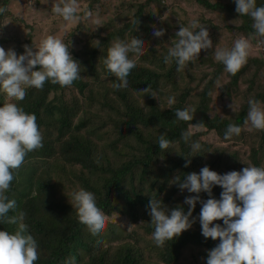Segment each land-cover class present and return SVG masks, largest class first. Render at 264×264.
Segmentation results:
<instances>
[{"label": "trees", "instance_id": "1", "mask_svg": "<svg viewBox=\"0 0 264 264\" xmlns=\"http://www.w3.org/2000/svg\"><path fill=\"white\" fill-rule=\"evenodd\" d=\"M187 1L198 3L210 13L211 16L205 17L190 13L195 21L207 28V31L211 28L226 27L237 36L236 39L244 37L250 39L253 46L262 45L259 55L253 59L249 56L247 64L236 75L226 72L225 66L212 58L214 51L202 50L197 59H200L210 72L200 79L199 84L202 85L206 81L207 83L194 108L185 106L190 95V87L181 93L178 103L169 109H161L156 104V98L148 96L150 93L140 91L150 86L156 94L164 92L162 85L168 86L164 82L171 80L175 71L168 67L169 63H164V58L155 68L143 65L147 60L145 54L134 57L137 58L136 67L131 71L127 82V86L134 93L145 94V105L130 101L128 95L123 92L116 103L115 101L111 104L106 103L109 113L100 117L96 112L88 115L84 104L79 110L76 105L71 106V103L66 101L68 89H77L84 95L93 85L100 84L98 80H92L97 76L96 63L101 61L106 68L104 60L108 49L117 38L124 42H130L134 37L140 39L136 30L144 10L155 3L165 5L164 0H143L133 19L121 28H113L114 20H108L106 26L98 31L99 37L102 33L107 35L87 51L88 59L83 63V68L80 67L81 78L74 81L71 86L62 87L46 81L43 89H27L23 101H12L18 103L26 113L35 114L43 137V146L26 155L24 163L14 173V179L6 193L10 200L16 201L15 211L10 210L8 216L24 212L23 223L27 226V234L32 235L37 242L39 258L34 264L147 263L148 252L144 248L149 246L147 243V246L141 245L143 238L147 237L154 244L155 253L159 254L164 264L182 260L184 249L187 247H205L210 251L218 244L210 238H205L199 229L196 231L194 228L185 231L175 240L167 241L164 247H158L152 235L154 226L151 224V217H144L146 216L144 213L148 212L151 196L162 199L169 209L182 206L187 212L189 206L175 199L180 189L175 184H170L175 183L171 181L173 177L180 175L183 179L184 175L189 173L199 174L201 168L205 166L220 175L242 171L249 165L264 167V130L255 129L254 134L247 140L245 136L244 121L247 118L249 104L238 111L233 121L209 114V93L214 89L220 75L225 73L229 78L230 86L224 88L229 90L238 86L243 73L253 64L258 72L264 68V58L262 59L264 43H258L264 38L255 36L253 21L249 16H239L234 0L230 4L211 3L209 0ZM10 2L11 0H0V7L7 9L0 14V47L4 49L9 40L4 34V22L8 16H12L8 13ZM96 2L98 0H92L91 4ZM92 5L86 11H89ZM257 6H264V0H257ZM133 7L131 5L132 9ZM226 20L230 22L223 24ZM188 24L185 21L182 25ZM32 42L30 35L23 44L32 47ZM130 58H133V54H130ZM171 63L176 69L175 60ZM257 74L254 72L252 76V86L255 85ZM186 79L179 76V84L187 83ZM191 81L193 82V79ZM251 93L252 99L260 101L261 107H264V87L258 92L253 90ZM5 98L6 94L0 91V107L6 102ZM94 102L95 100L93 104ZM185 108L195 109L193 121L184 122L176 119L175 111ZM201 122L206 126L198 133H193L189 142L185 143L181 139V133L188 130L190 123L195 125ZM230 124L240 126L242 131L240 135L225 140L224 134ZM211 132L219 139L221 146L214 144L209 146L202 141V138ZM161 134H166V138L174 142L166 151H161L158 145ZM237 139H240V143L234 150L236 146L234 142ZM195 141L201 144L197 151H193L191 147ZM228 143H233V146L225 147ZM186 158L191 160L187 167ZM161 160L163 164L160 163ZM76 182L81 189L95 195L97 206L107 217L118 214L125 216L134 225L142 222L146 228L145 233L142 235L130 233L122 240L115 239L118 236L111 237L114 230L112 223H109L104 232L93 235L86 225L79 222L75 208L67 203L65 197L59 200L57 196L59 191L64 196L62 194L64 191L58 189L62 187L65 189L66 184L71 185L69 191L73 193ZM222 191L220 186H214L212 197L203 192L198 195L205 201L209 198L219 200ZM199 207L202 208V205ZM200 210L196 205L192 218ZM141 213L143 217H140ZM196 225L193 223V226ZM17 228V224L0 223V231H8L10 234H14ZM140 236L142 241L139 239ZM115 240L120 242L114 247ZM85 258L88 261H85Z\"/></svg>", "mask_w": 264, "mask_h": 264}, {"label": "clouds", "instance_id": "2", "mask_svg": "<svg viewBox=\"0 0 264 264\" xmlns=\"http://www.w3.org/2000/svg\"><path fill=\"white\" fill-rule=\"evenodd\" d=\"M234 2L239 16L252 19L255 36L264 38V6H257V0ZM51 10L66 25L76 24L82 19L79 0H54ZM6 11V8L0 7V14ZM85 15L93 17L91 11H85ZM93 22L99 25L101 20L96 17ZM164 34V30L154 27L155 37ZM175 35L164 63L175 60L177 71H182L188 62L198 58L202 50L213 48L207 28L195 20L188 26L181 25ZM258 43H264V39ZM143 45L144 41L136 37L130 42L119 38L112 42L104 64L119 81L113 84L114 88L127 85L128 77L136 67L134 57L143 54ZM24 48L25 53L18 56L14 49L5 51L0 47V91L6 94L7 101H23L28 88L43 89L46 81L65 87L81 78V65L70 55L68 45L61 38L48 35L37 48L28 45ZM252 50L250 39L240 37L231 48L216 45L213 55L216 61L225 66L226 72L236 75L247 64ZM130 54H133V58H130ZM37 66L39 70H34ZM140 91L150 93L148 96L159 100L150 86ZM7 101L0 107V223L17 224L18 228L14 234L0 231V264H34L39 258L37 242L27 234V226L23 223L24 212L8 216L10 210L15 211L16 201L10 200L6 193L26 155L43 146V137L35 114H28L18 103ZM167 102L171 107L176 102L175 97H167ZM248 104L245 126L250 124L252 129L264 130V107H261V102L250 99ZM229 108L234 112L235 103L230 104ZM194 112L195 109L190 108L177 109L175 116L179 121L190 122L194 119ZM205 126L203 122L190 123L188 130L181 133V139L188 143L193 135L192 129H203ZM241 131L240 126L230 124L224 139L238 136ZM173 143L166 138V134H161L158 139L161 151L168 150ZM191 147L197 151L201 144L195 141ZM186 161L185 167L189 166L191 160L186 158ZM171 181L175 183L170 184H175L182 192L186 190L197 195L185 198L184 203L189 206L187 212L182 206L169 209L162 199L151 196L148 212L154 226L153 239L158 247H164L167 241L175 240L192 227L195 222L192 213L199 202L202 204L199 215L202 235L219 241L208 252L206 264H264V167L247 166L242 171L220 175L205 166L199 174L189 173L183 179L177 175ZM214 186L223 189L221 198L201 200L198 194L203 192L212 197ZM70 204L75 208L79 222L86 225L93 235L100 234L106 228L108 217L97 206L92 192L84 189L73 192ZM216 221H223L224 226ZM132 226L135 225H129V228Z\"/></svg>", "mask_w": 264, "mask_h": 264}, {"label": "rangeland", "instance_id": "3", "mask_svg": "<svg viewBox=\"0 0 264 264\" xmlns=\"http://www.w3.org/2000/svg\"><path fill=\"white\" fill-rule=\"evenodd\" d=\"M209 1L211 3L230 4L233 0ZM141 2H143V0H98V2L92 5V0H79V4L82 10L80 13L82 19L76 24L66 25L63 19L56 16L51 10L54 0H11L8 7V13L12 16H8V18L4 22V34L7 35L9 39L8 44L5 45V51L14 49L19 56L25 53L23 42H25L30 35H32V47L34 49L39 46V43L43 38L48 35H54L61 38L63 42L68 45L70 55L74 60L78 61L81 65L80 67L83 68V63L88 59V57L86 56L87 51H89L94 45L101 42L103 37L107 35L106 33H102L99 37L98 31L101 30L102 27L104 28L106 26L108 20L112 19L115 22L113 28H121L128 21H131L133 19V16L139 8ZM164 3L165 5L155 3L148 6L144 10L142 19L137 25L138 28L136 30L139 33L140 39L144 41L143 54L147 56V60L143 62V65H148V67L152 68H155L156 64H160L162 58L167 55L168 49L171 47V42L176 38L175 34L180 30V26L185 21L190 24L194 20L193 16H191L190 13L193 12L195 16L197 15L199 17L211 16L205 8L200 7V5H198V3L196 2H189L187 0H164ZM90 5H92V8H89V11L93 13L92 18H88L85 15V11L88 9V7H90ZM131 5L134 6L133 9L131 8ZM96 17H99V19L101 20V23L99 25L93 22ZM227 22L230 21L226 20L225 22H223V24H227ZM154 27L156 29L164 30L165 34L159 38L155 37L153 35ZM208 32L209 38L213 42V48L207 50L209 52L214 51L215 46L218 44L222 48H231L234 45V40L237 37L232 33L231 30H229V28L226 27H223L222 29L211 28ZM256 46H253V50L250 54L251 59H253V57H257L259 55V52H261L260 48L262 47V45H258V47ZM157 48H162V50H157ZM204 54L206 55V57L208 56L206 52H204ZM209 58H211V56ZM212 58H214L213 54ZM263 58L264 57H262V59ZM135 59L137 60V58ZM190 63H192L191 66L189 65ZM168 67L175 70L174 76L171 78V80H167L164 82L168 86L162 85L164 92L157 93V98L159 100L156 99V104L161 109H169L173 105L178 103V98L181 96V93L185 92L184 90L190 87V95L188 99H186L185 106H191L192 108H194L199 102V95L203 92V89L207 83L206 81L202 85L199 84V82L201 81L200 79L204 74L210 72V69L205 66L200 61V59L197 58L191 62H188L182 71H177V68L175 69V66H173L172 63H169ZM96 69L98 70L97 76L92 80H98V82H100L99 85H93L90 90H87L85 92L84 95L80 94L77 89H68L69 91H67L66 94V101H68V103H71V106L76 105L77 109L80 110L81 105L84 104L85 108L87 109L88 115H90L92 112H96L99 113L100 117H104L107 115V113H109V108L107 107L106 103L111 104V102L113 101H115L116 103L119 100L117 98H119V95L123 92L128 95L130 101L134 103L137 101L140 105H145V94H136L127 85L119 89L114 88L113 84L119 83V81H117L116 77L111 73H108L109 71L103 66L101 61L99 63H96ZM34 70H39V66H37V68ZM254 72H257L258 74L255 79V85L252 86V76ZM179 76H182L183 79H186L187 77V83L179 84ZM191 79H193V82L191 81ZM84 80H87V78H84ZM228 81L229 78L225 75V73L220 75L218 80H216L214 89L212 90V92H210L212 93V95H209V114L233 121L236 118L238 111L242 107L247 106L248 101L252 99L251 91L254 90L258 92L261 87H264V68L260 69V71L258 72L255 65L253 64L251 68L246 69L245 73H243L237 87L230 88L229 90H224V88H228L230 86V82ZM169 96L175 97L176 101L175 104L171 105V107L167 102V97ZM93 100H95L94 104ZM5 101H7V97L5 98ZM233 102L236 105L234 112L231 108H229V105ZM245 129V136L247 140L254 134L255 129H252L250 124L248 126H245ZM199 131L201 130L195 128L192 129L193 133H198ZM202 141L207 143L209 146H211V144L217 146L222 145L216 135L212 132L203 137ZM234 143H236V146L234 148L235 150L240 143V139H237ZM228 146H233V143L225 144V147ZM243 148L246 150L248 149V147ZM208 152L209 156L212 159L211 152L209 150ZM160 163L163 164V161L161 160ZM57 173L59 174V171ZM64 186L65 189L63 187L58 189V191H64V193H62L64 196L60 194V191L57 196L59 200H61V197H65L67 203H70L72 201V193L71 191H69L71 185L66 184ZM78 187L79 185L76 182V187L72 190V192L82 188ZM195 195L196 194L189 193L186 190L183 192L179 190L175 195V199H177L179 203L184 204L186 197ZM201 200L205 201L204 198ZM196 205L197 208L201 209L199 207L202 205L201 203L198 202ZM200 211H197V213L193 217L195 221L194 223H196L197 225H192L190 229L194 228V230L196 231H198L199 229L202 232V228L199 222ZM143 213H141L140 217H143ZM144 215H146L144 217H150L149 212H147V214L144 213ZM109 223H112V229L114 230L112 234L110 233L111 237L115 238L116 236H118L115 239L121 240L130 233H137L138 235H142L143 233H145L146 229L144 228L142 222L139 225H135L129 228V225L134 224L130 223L125 216H120L118 214H114L113 216L108 217L107 224ZM215 223L224 226L223 221H216ZM104 231L105 229L102 232ZM141 237L142 236H140L139 239L142 241ZM214 241L219 244L218 240ZM119 242H116V240L113 241L114 247ZM146 243L149 247L144 249L148 252L149 256L148 254H145L147 263L144 262L142 264H164L161 262V259L158 256L159 254L155 253L156 248L154 244L149 240V237H147V239L143 238V242L141 243V245H146ZM208 252L209 251L205 247H187L184 249V258H182V260L178 261L177 263L172 264H206ZM85 261H88L87 258H85Z\"/></svg>", "mask_w": 264, "mask_h": 264}]
</instances>
